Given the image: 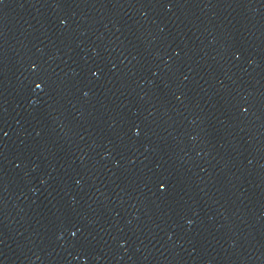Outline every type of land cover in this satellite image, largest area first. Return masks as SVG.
I'll return each mask as SVG.
<instances>
[{
  "label": "water",
  "instance_id": "obj_1",
  "mask_svg": "<svg viewBox=\"0 0 264 264\" xmlns=\"http://www.w3.org/2000/svg\"><path fill=\"white\" fill-rule=\"evenodd\" d=\"M0 264H264V0H0Z\"/></svg>",
  "mask_w": 264,
  "mask_h": 264
}]
</instances>
